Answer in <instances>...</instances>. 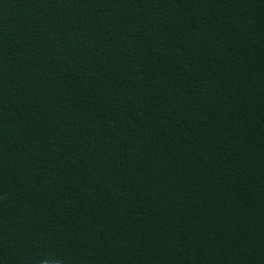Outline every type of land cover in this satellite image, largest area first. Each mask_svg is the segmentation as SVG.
I'll return each instance as SVG.
<instances>
[{"label": "trees", "instance_id": "obj_1", "mask_svg": "<svg viewBox=\"0 0 264 264\" xmlns=\"http://www.w3.org/2000/svg\"><path fill=\"white\" fill-rule=\"evenodd\" d=\"M0 264H264V0H0Z\"/></svg>", "mask_w": 264, "mask_h": 264}, {"label": "clouds", "instance_id": "obj_2", "mask_svg": "<svg viewBox=\"0 0 264 264\" xmlns=\"http://www.w3.org/2000/svg\"><path fill=\"white\" fill-rule=\"evenodd\" d=\"M56 259H58V258H53L54 261H55Z\"/></svg>", "mask_w": 264, "mask_h": 264}]
</instances>
